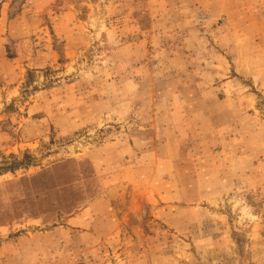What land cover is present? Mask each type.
Listing matches in <instances>:
<instances>
[{"label": "rangeland", "instance_id": "1", "mask_svg": "<svg viewBox=\"0 0 264 264\" xmlns=\"http://www.w3.org/2000/svg\"><path fill=\"white\" fill-rule=\"evenodd\" d=\"M0 20V264H264V0H0ZM124 141L141 163L108 160Z\"/></svg>", "mask_w": 264, "mask_h": 264}, {"label": "crops", "instance_id": "2", "mask_svg": "<svg viewBox=\"0 0 264 264\" xmlns=\"http://www.w3.org/2000/svg\"><path fill=\"white\" fill-rule=\"evenodd\" d=\"M7 21H10L9 19H7ZM0 23H1V20H0ZM2 36H3V32L0 31V39H2ZM192 87L198 91V88L201 87L203 85V83L201 82V80H195V82L193 84H191ZM203 97L204 95H200V94H196L195 95V99L197 101H203ZM125 143V144H124ZM124 143H120V144H108L107 147L108 149H111L112 151H117V153H113V154H108L109 155V158L108 160H113L114 162L117 161L118 159L122 158L124 159L125 161H132V160H135L137 162H142V159H143V156L146 154V151L143 152L141 154L142 151H144V146H145V143L143 142H135V143H130V142H125ZM147 146V145H146ZM118 148L119 149H123V153L120 154L118 152ZM120 154V155H119ZM101 161L102 159H99L98 161V165L99 167H102L101 166ZM65 162L63 161V166H64ZM128 165H130L128 162H127ZM63 212L65 210H67V202H66V199H67V196L66 195H63ZM84 215H85V212H81L79 214H77V217L76 218H73L71 220H67L66 225H73V223H75V225H84ZM104 218L106 219L107 222H111L114 224V226H110V231L115 230L117 228H119L121 226V223L123 222L122 221V218L121 216H119L117 213H112L111 210H108V212L106 213V215L104 216ZM113 218L115 219V221H113ZM74 220V222H73ZM61 230H62V227H61ZM87 230L89 231L90 229L87 228Z\"/></svg>", "mask_w": 264, "mask_h": 264}, {"label": "trees", "instance_id": "3", "mask_svg": "<svg viewBox=\"0 0 264 264\" xmlns=\"http://www.w3.org/2000/svg\"><path fill=\"white\" fill-rule=\"evenodd\" d=\"M10 170H12V169H10Z\"/></svg>", "mask_w": 264, "mask_h": 264}]
</instances>
